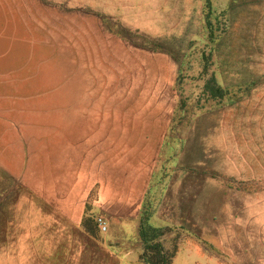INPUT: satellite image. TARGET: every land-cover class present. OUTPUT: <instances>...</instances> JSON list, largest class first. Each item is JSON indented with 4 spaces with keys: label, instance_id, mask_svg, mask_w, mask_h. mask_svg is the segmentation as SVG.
Here are the masks:
<instances>
[{
    "label": "rangeland",
    "instance_id": "obj_1",
    "mask_svg": "<svg viewBox=\"0 0 264 264\" xmlns=\"http://www.w3.org/2000/svg\"><path fill=\"white\" fill-rule=\"evenodd\" d=\"M2 21L3 154L23 174L1 185L0 264H147L134 239L142 216L162 230L171 264L264 259V0H0ZM211 74L221 100L203 94ZM100 127L132 144L121 162L143 182L138 217L95 215L96 242L68 249L50 240L63 217L35 199L36 181L41 169L50 175L58 141Z\"/></svg>",
    "mask_w": 264,
    "mask_h": 264
},
{
    "label": "crops",
    "instance_id": "obj_2",
    "mask_svg": "<svg viewBox=\"0 0 264 264\" xmlns=\"http://www.w3.org/2000/svg\"><path fill=\"white\" fill-rule=\"evenodd\" d=\"M1 27L5 28V22H0ZM7 29L9 28H6V31L0 30V195L6 192V187L1 185L5 183H8V186L11 185L16 177L21 181L23 174V170L21 171L23 163L22 167H20L21 164L17 166L20 167L18 172L12 171L8 159L3 154L5 151L7 153L10 151L11 132V123L5 119V114L7 119L9 117L11 78L10 32ZM110 119L115 118L110 117ZM115 130L119 132L115 128L100 127L97 129L99 134L92 135V130L86 129L87 134H82L79 139H60L58 143L64 148H56L55 152L58 154L54 155L56 158L52 163L54 167L52 166L50 175L48 176L41 169V174L36 181L35 199L41 201L43 208L57 211L63 217L61 224L57 227L52 225L48 230L54 233L50 236L51 241L53 238L57 242L61 240L66 243L65 246L68 249L76 247L79 242L81 245L78 248L94 242L95 238H98L97 234L89 235L81 224L83 217L87 214L92 217L101 214L106 218H121V221L138 217L143 182L137 179L139 173L134 172L135 179H132L129 178L132 176V171L123 170V167H133L131 162L129 164L121 162L124 161L123 158L132 144L128 148V139L122 141L118 135L112 133ZM134 141L137 143V139ZM108 147H112L114 151L108 152ZM59 153L65 154L62 156ZM103 221L106 224L105 219ZM137 228L135 227L134 236L136 240ZM121 232L126 233L125 226L121 227ZM106 237L105 240H107ZM100 246L110 254L109 257L115 256L114 252L108 251L106 245ZM259 264H264V259H259Z\"/></svg>",
    "mask_w": 264,
    "mask_h": 264
},
{
    "label": "trees",
    "instance_id": "obj_3",
    "mask_svg": "<svg viewBox=\"0 0 264 264\" xmlns=\"http://www.w3.org/2000/svg\"><path fill=\"white\" fill-rule=\"evenodd\" d=\"M206 22H207L206 29H209L208 30L210 34L209 37L211 40L214 37L212 35L211 23L209 22V20H206ZM103 24L105 27L104 29L108 30L109 28H106L105 22ZM114 34L122 37V39L124 40H130V41L134 40V39H129V37L124 36V34H122L120 31L114 32ZM144 42L145 43L137 40L134 42V44H136L137 47H141L143 49L156 51L157 47L154 46L152 41L146 40ZM211 42L212 43L214 42V38ZM214 43L218 44L217 42H214ZM203 94L213 99H220V100L223 99L224 91L221 88V86H219L216 83L214 74H211L209 78L206 80L204 87H203ZM81 224L86 232L87 231L91 232L94 230L95 224H94V219L91 215H88V214L85 215L82 219ZM161 233H162V230L160 228H156L148 224L147 217L145 219L143 216L142 218H140V223L138 226L137 234H138L139 240L142 243L143 252L145 253L144 259L146 260L147 264H171V260H172L171 258L173 255H171L170 253L168 255V253L164 251L163 246L160 241V237L162 236Z\"/></svg>",
    "mask_w": 264,
    "mask_h": 264
},
{
    "label": "built area",
    "instance_id": "obj_4",
    "mask_svg": "<svg viewBox=\"0 0 264 264\" xmlns=\"http://www.w3.org/2000/svg\"><path fill=\"white\" fill-rule=\"evenodd\" d=\"M96 223H97V225H98V227H99V229L101 231H105L106 230V226H105L106 224L104 223V221H102L101 218H98Z\"/></svg>",
    "mask_w": 264,
    "mask_h": 264
}]
</instances>
